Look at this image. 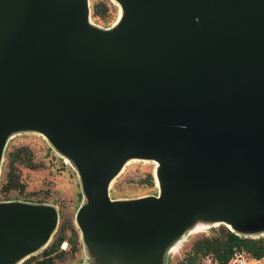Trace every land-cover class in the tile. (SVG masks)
<instances>
[{"label": "water", "instance_id": "water-1", "mask_svg": "<svg viewBox=\"0 0 264 264\" xmlns=\"http://www.w3.org/2000/svg\"><path fill=\"white\" fill-rule=\"evenodd\" d=\"M0 0V169L16 132L74 167L86 264H167L205 224L264 235V0ZM157 190L116 197L127 161ZM54 203L0 199V264L54 234Z\"/></svg>", "mask_w": 264, "mask_h": 264}, {"label": "rangeland", "instance_id": "rangeland-1", "mask_svg": "<svg viewBox=\"0 0 264 264\" xmlns=\"http://www.w3.org/2000/svg\"><path fill=\"white\" fill-rule=\"evenodd\" d=\"M93 1L95 0H90V5ZM103 1L108 3L113 20L104 22L95 19L92 15L91 17L93 21L101 25H106L116 19L119 14V8L113 0ZM21 145L29 147L35 165L33 167L21 166V177L25 183L24 190L11 192L4 197L40 200L54 203L59 211V221L47 246L58 235L60 227L64 221L69 226H73L78 235V240L76 241L75 250H70V245L67 240L63 241L60 244V248H64L65 252L62 256L55 257L52 264H86L89 257L82 243L80 230L75 222V211L82 201L83 195L81 193L77 173L74 167L67 159L62 157L50 146L49 142L42 134L34 131H22L11 135L7 142L4 159L0 169V177L5 170L7 152L16 146ZM155 164L156 162L154 160L131 159L127 161L111 185V194L116 197H134L155 192L156 186H148L142 180L145 177L146 172H154ZM219 226L220 224H205L202 229L189 232L179 242L178 246L173 251L169 252L167 264H178V262L186 256L193 240L202 235L214 234L215 229ZM71 234L72 229L66 227V237ZM43 249H39L30 256H33V258H41ZM30 256L26 258H29ZM203 258L205 257H201L199 260H202ZM24 260L20 263L24 262ZM260 263L264 264V257L261 259ZM25 264H31V262H26Z\"/></svg>", "mask_w": 264, "mask_h": 264}, {"label": "trees", "instance_id": "trees-1", "mask_svg": "<svg viewBox=\"0 0 264 264\" xmlns=\"http://www.w3.org/2000/svg\"><path fill=\"white\" fill-rule=\"evenodd\" d=\"M91 15L95 19L104 22L113 20L109 5L103 0H95L92 2ZM34 165L32 152L29 147L21 145L9 150L7 152L5 170L0 177V196H2L0 199H11V197L4 196L14 191H23L25 183L21 177V166L33 167ZM142 180L148 186H156L154 174L151 171L146 172V175ZM66 227L72 229V234L68 237L65 235ZM65 240L68 241L70 250H75L78 235L73 226H69L64 221L60 227L58 235L42 250L41 258H33V256H30L20 264H25L26 262H31V264H52L55 257H60L65 252L64 248H60V244ZM234 249L243 250L249 259L263 258L264 235L256 237L239 235L230 230L226 225L220 224V226L215 229L214 234L202 235L193 240L186 256L180 260L178 264H194V262H196L195 260H199V258L205 257L209 254H212L221 264H224L229 259Z\"/></svg>", "mask_w": 264, "mask_h": 264}, {"label": "built area", "instance_id": "built-area-1", "mask_svg": "<svg viewBox=\"0 0 264 264\" xmlns=\"http://www.w3.org/2000/svg\"><path fill=\"white\" fill-rule=\"evenodd\" d=\"M261 259H249L241 249H234L229 259L224 264H261ZM194 264H221L212 254L197 260Z\"/></svg>", "mask_w": 264, "mask_h": 264}]
</instances>
